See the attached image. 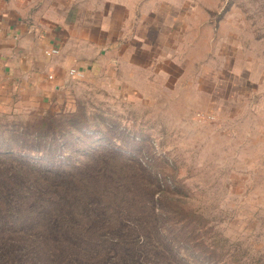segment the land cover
I'll list each match as a JSON object with an SVG mask.
<instances>
[{
	"label": "rangeland",
	"instance_id": "374dc122",
	"mask_svg": "<svg viewBox=\"0 0 264 264\" xmlns=\"http://www.w3.org/2000/svg\"><path fill=\"white\" fill-rule=\"evenodd\" d=\"M18 1L144 67L0 108V264H264V0Z\"/></svg>",
	"mask_w": 264,
	"mask_h": 264
},
{
	"label": "crops",
	"instance_id": "0c3cea01",
	"mask_svg": "<svg viewBox=\"0 0 264 264\" xmlns=\"http://www.w3.org/2000/svg\"><path fill=\"white\" fill-rule=\"evenodd\" d=\"M17 3L0 0V108L48 105L64 81L72 78L68 74L70 68L85 72L87 76L97 70L111 72L113 66L143 70L136 53L125 55L126 45L111 46L92 41L91 22L80 18L82 12H89L85 7L64 12L62 16L54 12L42 17L41 13L27 16L24 1ZM117 4L122 7L121 2ZM111 31L118 32L115 36L121 41L130 32L124 21L111 28L109 22L102 20L93 30L105 36ZM123 31L127 33L122 36ZM138 35L147 38V34L135 30L131 31L130 37L135 40ZM51 48H57L59 52L46 55L45 51Z\"/></svg>",
	"mask_w": 264,
	"mask_h": 264
},
{
	"label": "built area",
	"instance_id": "2783aa9c",
	"mask_svg": "<svg viewBox=\"0 0 264 264\" xmlns=\"http://www.w3.org/2000/svg\"><path fill=\"white\" fill-rule=\"evenodd\" d=\"M58 52H59V51H58L57 48H51V49L46 50V51H45V54L48 55V56H50V55H55V54H57ZM68 74H69L70 76L76 78V79H80V78H82V76H83L82 71H79V70H77V69H75V68H70V69L68 70ZM50 77H51V76H49V78H50Z\"/></svg>",
	"mask_w": 264,
	"mask_h": 264
}]
</instances>
